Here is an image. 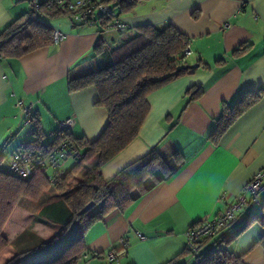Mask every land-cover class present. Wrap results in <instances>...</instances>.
I'll return each instance as SVG.
<instances>
[{"label": "crops", "instance_id": "1", "mask_svg": "<svg viewBox=\"0 0 264 264\" xmlns=\"http://www.w3.org/2000/svg\"><path fill=\"white\" fill-rule=\"evenodd\" d=\"M29 11L27 1L0 0V31ZM120 20L126 29L112 32L97 22L73 24L65 15L41 17L40 22L52 31L64 34L63 40L20 58L0 59V148L4 153L0 166L7 164L23 141L30 140L16 106L20 99L32 105L45 136L43 143L53 138L57 123L66 119L74 120L69 131L73 138L95 141L107 124V114L95 105L98 97L93 87L70 92L68 79L91 71L100 60L94 52L98 39L116 47L141 26L172 25L188 39L190 54L184 62L198 67L148 96L150 111L138 136L101 173L104 180H110L153 149L167 160L178 152L181 164L126 210L111 212L91 226L84 235L88 253L78 262L165 264L185 251L184 233L192 225L223 212L224 201L233 203L264 168V97L217 144L209 140L224 104L230 106L240 93L264 87V0H146ZM224 24L228 28L223 29ZM242 46L245 48L236 54ZM190 88L200 89L201 96L189 101ZM73 163L67 160L64 168L68 170ZM19 202L30 212L39 211ZM262 205L264 188L258 204L242 207L232 224L201 244L200 253L213 248L219 237L247 215L260 213ZM26 230L40 231L42 241L57 231L51 225L28 221L9 236L17 251L16 240ZM262 233L264 229L254 224L222 248L234 255L244 254L245 264H264V248L253 246ZM109 252L116 254L112 262L107 259ZM178 263L194 264V256L185 254Z\"/></svg>", "mask_w": 264, "mask_h": 264}, {"label": "trees", "instance_id": "2", "mask_svg": "<svg viewBox=\"0 0 264 264\" xmlns=\"http://www.w3.org/2000/svg\"><path fill=\"white\" fill-rule=\"evenodd\" d=\"M142 1L146 0H105L103 3L110 5L120 17L132 13ZM62 15L69 14L51 5L49 8L43 6L39 17L54 19ZM94 16L93 21L102 27L110 20L109 17ZM50 45L52 30L37 20L31 10L0 31L2 57L20 58ZM187 46L188 39L170 24L136 28L116 47H110L102 38L97 40L94 52L100 56V60L91 71L70 77L68 90L77 92L93 87L98 97L95 105L105 110L107 124L93 142L75 139L70 132L53 133L51 141L70 138L81 151V157L73 160V165L65 170L64 177L53 187L49 186L44 173L36 172L27 179H19L5 175L0 166V264H78L88 253L84 235L91 226L111 212H123L178 169L181 164L178 152L167 160L153 149L121 169L110 180H104L101 173L102 167L138 136L150 111L148 96L191 72L192 69L184 62ZM244 48H238L235 53ZM187 94L188 100L192 101L199 98L202 91L190 88ZM262 97L264 87L240 93L230 106L224 104L209 140L217 144L222 134ZM34 135L31 143L41 147L45 136L37 119ZM3 157V148H0V165ZM77 174L80 178L72 183ZM48 188L58 190L59 198L44 205L37 213L18 204L22 198L37 201ZM89 203H93L92 208L80 214ZM28 221L51 225L57 231L36 248L17 251L9 236ZM254 224L264 229V205L260 213L247 215L219 237L213 248L201 253L200 249L197 253H191L186 248L165 264H183L178 261L185 254L194 256V264H245L244 254L234 255L222 246L230 245ZM255 245L264 248V233Z\"/></svg>", "mask_w": 264, "mask_h": 264}, {"label": "built area", "instance_id": "3", "mask_svg": "<svg viewBox=\"0 0 264 264\" xmlns=\"http://www.w3.org/2000/svg\"><path fill=\"white\" fill-rule=\"evenodd\" d=\"M14 2L27 1L34 17L40 20V10L44 6L49 8L54 5L59 11L66 12L71 23L87 24L94 23L95 14L109 17V22L104 26V30L119 32L126 29L121 22L117 12L110 5L93 0H78L70 2L66 0H13ZM228 24L223 25V29L228 28ZM64 38V34L58 30L52 31V44L56 45ZM185 57L190 54L188 47L184 50ZM2 58L0 54V59ZM23 115V128L25 135L29 139L35 138L36 119L32 114V105H25L20 99L16 102ZM74 125L73 119L59 121L55 128V133L69 132ZM23 141L11 154L1 171L5 175L19 179H27L36 172L44 173L49 186L53 187L65 175L64 163L71 159L76 160L81 157V151L70 138L60 139L57 142L49 140L37 147L34 143ZM264 188V168L257 172L245 185L233 203L224 201L225 209L216 217L200 221L192 225L185 233L186 248L191 253H197L203 241L217 236L228 224L233 222L239 211L249 203L258 204V197ZM224 200V197H222ZM109 262L116 259V254L109 252L107 255Z\"/></svg>", "mask_w": 264, "mask_h": 264}, {"label": "rangeland", "instance_id": "4", "mask_svg": "<svg viewBox=\"0 0 264 264\" xmlns=\"http://www.w3.org/2000/svg\"><path fill=\"white\" fill-rule=\"evenodd\" d=\"M79 178L80 175L77 174L72 180V183H75V181ZM58 194V190L48 188L42 193L37 201H31L26 198H22L20 199L19 203L23 206H28L29 204H31L32 206L34 205L33 207H35L37 210H40L44 205L55 202L59 198ZM237 224L238 223H236V225ZM39 233L40 231L38 230L36 232L33 230H26L22 235H20L16 240V245L20 249L19 251L36 248L42 242V238Z\"/></svg>", "mask_w": 264, "mask_h": 264}, {"label": "water", "instance_id": "5", "mask_svg": "<svg viewBox=\"0 0 264 264\" xmlns=\"http://www.w3.org/2000/svg\"><path fill=\"white\" fill-rule=\"evenodd\" d=\"M98 15V14H97ZM190 69H196L198 67V65H189L188 66ZM93 203H89L88 205H86L80 212V214H84L86 213L90 208H92Z\"/></svg>", "mask_w": 264, "mask_h": 264}]
</instances>
